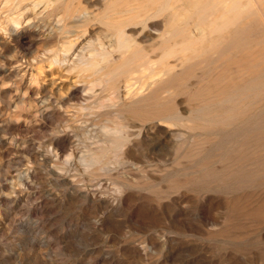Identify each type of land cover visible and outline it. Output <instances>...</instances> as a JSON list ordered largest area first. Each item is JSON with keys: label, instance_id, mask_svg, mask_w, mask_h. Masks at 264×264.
Here are the masks:
<instances>
[{"label": "rangeland", "instance_id": "374dc122", "mask_svg": "<svg viewBox=\"0 0 264 264\" xmlns=\"http://www.w3.org/2000/svg\"><path fill=\"white\" fill-rule=\"evenodd\" d=\"M145 2L0 0V264H264V185L186 182L159 120L105 131L164 77ZM120 36L145 65L109 95L91 64L119 63Z\"/></svg>", "mask_w": 264, "mask_h": 264}, {"label": "bare ground", "instance_id": "6f19581e", "mask_svg": "<svg viewBox=\"0 0 264 264\" xmlns=\"http://www.w3.org/2000/svg\"><path fill=\"white\" fill-rule=\"evenodd\" d=\"M139 8L149 11L145 16L166 17L158 48L163 61L176 63L168 67L161 60L164 77L126 103L157 108L117 113L116 126L105 131L125 142L124 121L159 120L184 132L176 149L179 154L186 147L181 159L190 161L192 176L186 182L212 181L229 189L264 185V0H147ZM120 40L126 54L119 63L91 64L109 95L145 65L141 51ZM178 96L189 106L186 117L173 108Z\"/></svg>", "mask_w": 264, "mask_h": 264}]
</instances>
